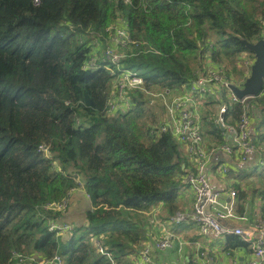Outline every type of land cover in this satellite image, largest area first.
Wrapping results in <instances>:
<instances>
[{"label":"trees","instance_id":"16d2710c","mask_svg":"<svg viewBox=\"0 0 264 264\" xmlns=\"http://www.w3.org/2000/svg\"><path fill=\"white\" fill-rule=\"evenodd\" d=\"M263 30L264 0H0V264H129L148 239V211H175L198 173L171 129H153L149 93L185 94L207 68L242 84V56L253 60L244 42ZM125 73L142 83L120 87ZM227 93L210 102L234 126L242 105ZM246 103L250 166L261 172L246 179L257 188L235 185L242 202L248 188L264 198V95ZM216 119L202 117L207 151L231 143ZM76 188L89 206L64 237L49 228L64 210L54 205Z\"/></svg>","mask_w":264,"mask_h":264},{"label":"crops","instance_id":"0c3cea01","mask_svg":"<svg viewBox=\"0 0 264 264\" xmlns=\"http://www.w3.org/2000/svg\"><path fill=\"white\" fill-rule=\"evenodd\" d=\"M227 136L229 138L230 134L227 133ZM236 155L235 152L229 154L222 150H209L203 170L213 190L218 193L217 209L225 212L226 208H231L232 216L221 223L227 228L262 225L264 198L248 188L246 201L242 202L235 187L236 184L244 187V182L247 187H255V183L246 179L258 180L261 170L256 171L250 166L249 156L241 161V157L235 159ZM222 168L227 172L222 173ZM192 201L193 194L186 186L180 190L175 204L177 209L172 213L166 205L152 207L147 213L148 239L128 257L129 264H246L255 259L254 252L238 237L216 236L211 231L201 234L192 218ZM86 208L88 204L83 210ZM83 210H75L79 219L77 223L83 221L80 217ZM164 239L170 240V246L164 250L156 248V243ZM255 240L264 245V233L257 234Z\"/></svg>","mask_w":264,"mask_h":264},{"label":"built area","instance_id":"2783aa9c","mask_svg":"<svg viewBox=\"0 0 264 264\" xmlns=\"http://www.w3.org/2000/svg\"><path fill=\"white\" fill-rule=\"evenodd\" d=\"M34 2L36 3L37 0H34ZM119 36H123L122 31H119ZM110 57L112 58V56ZM110 57L107 56V59H109ZM242 57L245 58V60L248 62L247 67L244 71V74L247 78L250 72V67L253 64L254 60L249 58L247 55H243ZM123 76H126L128 78L125 83H128L130 86L137 87V85H140L142 83L141 78L135 75L134 73H125L123 74ZM214 77L215 75L211 76V79H213L211 80V82L214 81L215 84L217 83V88L215 89L214 95H216L217 91L221 90V88L224 86L228 91L227 97L229 102H239L242 105V113L239 116V119L235 123V125L222 127L223 130L230 134L231 143L229 145L223 146L221 150L228 152L229 154H232L233 152H235V154L237 155L242 154L241 161H245L247 156L253 154V139L250 136V107L246 103V98L240 101L236 100L235 97L232 95L231 91L228 89L229 84L221 82L220 77ZM198 91H200V89H198V86L194 84L192 87H190V90L187 92L195 93ZM201 91L207 93L208 90L206 88H202ZM260 95H264V90L260 93ZM183 97L184 96H182V104L178 106L177 110L179 112L180 117L189 119V121L188 123H185L182 119V125L184 126V129L181 131V133H179L177 130V132H175V138L183 146L184 151L189 155H194L195 160L198 162V173L196 175L188 174L186 179L184 180V182L188 184L187 187L190 188L193 194L192 218L197 222L201 234H205L211 231L216 236L238 237L242 242L247 244L249 248L254 252L255 259L246 264H264V245L261 242L255 240V236L257 234L264 233V223L262 225L253 224L244 228H227L220 225L217 221L218 219L223 220L226 217L232 216L231 208H226L225 212H221L217 209V201L219 200L218 193L213 190L210 179L203 174L204 166L207 162L208 151L205 150L203 139L199 135V132H201V127L199 123H196L197 115L193 111H191L192 107L189 106V102H187L186 98ZM217 98L218 97L216 96L214 100H217ZM224 110L225 106H221L219 111L223 112ZM223 113L221 117V122H223ZM232 127L237 128L236 132H232ZM166 128L167 127L165 126L162 127L160 129V132H164ZM221 171L222 173L227 172V170L223 168L221 169ZM50 229L57 230L56 228ZM59 230L62 229L59 228ZM168 246H170V240L167 239L160 240L156 243V248L160 250H164Z\"/></svg>","mask_w":264,"mask_h":264},{"label":"rangeland","instance_id":"374dc122","mask_svg":"<svg viewBox=\"0 0 264 264\" xmlns=\"http://www.w3.org/2000/svg\"><path fill=\"white\" fill-rule=\"evenodd\" d=\"M119 44L124 45L125 42L124 41H118ZM106 52V50L104 51ZM109 57L112 56L113 59H117V55L114 54H110V53H106ZM244 62L240 65L242 68V74L244 73L248 62L245 60V58L243 59ZM251 62V61H250ZM228 67V66H227ZM109 69V67H107ZM211 71L207 68L205 70L206 75L208 76H212L213 74L210 73ZM239 70L236 72V75L239 77L240 74ZM204 74V73H202ZM205 75H201V73L199 74V79L196 81V85L198 86V89H200V91L195 92V93H188L185 92L184 95H182L181 93L183 91H180L179 94H174V93H169L167 94L166 92L163 91H152L150 94L151 96V100L149 102V109L151 110V116L154 117L153 119H155L156 124H154L153 129L156 130L158 133L160 132V129L162 127V125H165V127H167L166 129L170 128L171 132L173 134V136L175 137V132L181 133V131L184 129V126L182 125V119L184 120L185 123H188L189 119H186L184 117H180L179 116V112L177 110L178 106L182 104V96H184L183 98H186V101L189 102V106H191V111H193L196 115H197V122L199 123L200 127L202 128V117L206 116L208 119L210 117V115L216 111V122L217 124L219 122H221V116H222V111H219V107L215 104H213V106L211 105V102L214 100V98L216 96H218V94L214 95L213 97L207 92L204 93L201 91L202 88H206L208 91H211L212 88H215L216 86L215 84L212 87H209L210 84L212 83L211 78L207 77ZM218 76L215 75L214 78H217ZM234 77V75H233ZM235 76V81L237 83H239L242 79V75L240 76V78H238ZM219 78V77H218ZM128 80V78L126 76H122V79L119 80L120 83V87H133L130 86L128 83H125V81ZM214 82V81H213ZM238 86H240L241 84H237ZM116 87H118V85H115ZM119 89H122L120 88ZM206 92V91H205ZM124 99L122 98V102L125 103L123 101ZM211 101V102H210ZM210 102V103H209ZM117 106V105H114ZM182 108V107H181ZM212 111V112H209ZM207 112H209L207 115H205ZM222 123V122H221ZM162 124V125H161ZM224 124V123H223ZM187 134V133H184ZM176 139V138H175ZM203 139V138H202ZM177 140V139H176ZM204 142V139H203ZM206 150V149H205ZM70 198L68 200V206L66 205V203L64 202L63 204H61V206L59 205H54L55 211L59 210H63L61 212V220L60 218H58V220L55 223H51L50 228H56L57 229V234L59 235H63L64 237H68L70 236V234L68 233V230L71 228V226L69 225V223L71 221L77 223L79 221L78 216L76 214L75 210H83L86 206H87V198L85 196V194L83 193L82 189L80 188H76L72 191H70ZM67 206V208H66ZM88 206H89V202H88ZM83 217V213L81 214ZM63 219V221H62ZM147 219V216H146ZM54 224H56L57 226H55ZM61 226L62 230H59ZM67 239V238H65ZM40 256H31L32 260H36L38 262V264H49L50 262L45 261L40 259ZM52 262L59 264L60 261L58 260V258H54L51 260Z\"/></svg>","mask_w":264,"mask_h":264},{"label":"water","instance_id":"95a60500","mask_svg":"<svg viewBox=\"0 0 264 264\" xmlns=\"http://www.w3.org/2000/svg\"><path fill=\"white\" fill-rule=\"evenodd\" d=\"M244 44L245 47L253 53L254 61L250 67L248 77L240 87L231 84L228 85V89L238 101L245 98L254 99L264 90V30L262 31L261 38L257 42L252 44L244 42ZM218 126L221 127V122L218 123ZM253 143L254 140H252V144ZM217 221L222 225V219H218Z\"/></svg>","mask_w":264,"mask_h":264},{"label":"bare ground","instance_id":"6f19581e","mask_svg":"<svg viewBox=\"0 0 264 264\" xmlns=\"http://www.w3.org/2000/svg\"><path fill=\"white\" fill-rule=\"evenodd\" d=\"M247 100H248V99H246V102H247ZM253 121H254V119H253L252 121H250V124H253ZM223 126H225V125H224L223 122H222V123H221V128H222ZM236 130H237V128H233V127H232V132H233V133L236 132ZM252 145H253V144H252ZM220 150H221V149H220ZM241 156H242V154H241L240 156H237V155H236V156H235V159L238 160Z\"/></svg>","mask_w":264,"mask_h":264},{"label":"flooded vegetation","instance_id":"af4514ba","mask_svg":"<svg viewBox=\"0 0 264 264\" xmlns=\"http://www.w3.org/2000/svg\"><path fill=\"white\" fill-rule=\"evenodd\" d=\"M253 55V54H252ZM253 60H254V56H253Z\"/></svg>","mask_w":264,"mask_h":264}]
</instances>
